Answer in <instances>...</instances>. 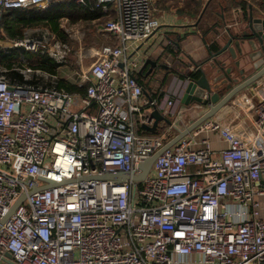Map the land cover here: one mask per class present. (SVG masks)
<instances>
[{"label":"built area","instance_id":"obj_1","mask_svg":"<svg viewBox=\"0 0 264 264\" xmlns=\"http://www.w3.org/2000/svg\"><path fill=\"white\" fill-rule=\"evenodd\" d=\"M59 1L0 0V16ZM76 2L112 9L102 28L118 38L86 45L84 92L58 88L46 69L0 61V264H10L5 251L17 264H264V73L224 116L159 153L143 179L103 177L140 172L167 138V127L145 133L141 124L151 125L158 107L171 126L182 91L146 98L136 76L143 55L134 52L157 27L152 0ZM18 50L59 65L72 52L46 25L5 37L0 24V52ZM209 132L224 143L216 155ZM48 181L55 184L29 192Z\"/></svg>","mask_w":264,"mask_h":264},{"label":"crops","instance_id":"obj_2","mask_svg":"<svg viewBox=\"0 0 264 264\" xmlns=\"http://www.w3.org/2000/svg\"><path fill=\"white\" fill-rule=\"evenodd\" d=\"M206 1L152 0L153 15L157 27L146 38L147 40L145 39L146 41L144 40L137 48L140 53L143 52V63L145 58L156 61L155 66L150 72H148V69L151 64L146 63L143 66L142 63L136 74L138 81L143 87L144 97L164 98L165 95L168 96V92L171 89H178L180 91V79H185L184 75L186 72L196 69L199 65L203 67L209 76L212 71L211 64H213L210 51L216 52L230 37L231 41L229 45L234 46V40L237 39L234 35L240 34V32L236 30L237 27L232 29L233 31L229 30L228 27L236 26L243 20L241 19V12L243 13V11L239 6H233L225 10L221 25L215 26L205 34H202L201 28L196 23ZM258 10L260 14H256V16H264V8H259ZM112 12L113 10L109 9L103 21L111 16ZM99 20H102V17L94 19L92 22L96 24V30L98 32H105L104 34L107 37L106 33L108 32L102 28L103 21L99 22ZM229 31H231V34H229ZM112 43L116 42L113 40ZM88 45L92 47L99 46L90 43ZM84 47V45L79 44L77 47L75 46L67 63L57 67L56 74L59 80L63 79L65 82L71 84L78 83L80 68H87L91 63L86 51L83 52ZM242 47L244 52L243 57L242 54H238V57L242 58L240 67L246 66V73H252L255 68L254 66L262 63L259 62L262 57L258 56V51H260L259 44L255 39L254 45L249 46L245 43ZM217 57L222 61H226L227 65H233L234 59L231 58L227 50L222 51ZM25 61L27 60L24 58ZM234 72L237 76L238 68H234ZM142 108L148 110L149 106H142ZM226 111H230V105L228 104L217 112L214 117L224 116ZM200 112L199 106L193 101L189 104L179 102L175 105L174 123L177 126L183 127L194 120ZM169 119L172 121L170 117ZM159 123L164 124L165 128L167 127L165 133L167 138L165 140H168L176 133L172 126L174 123L171 126L164 123V121H159ZM140 131L151 133L143 127L140 128ZM207 135L210 138L213 149H215L214 154L216 155L218 149L224 144L223 140L214 132H209ZM259 201L261 206L260 213L264 217V196H261ZM174 257L177 259H188L191 257V254H174Z\"/></svg>","mask_w":264,"mask_h":264},{"label":"water","instance_id":"obj_3","mask_svg":"<svg viewBox=\"0 0 264 264\" xmlns=\"http://www.w3.org/2000/svg\"><path fill=\"white\" fill-rule=\"evenodd\" d=\"M228 30V29H227ZM231 31H229V34ZM249 33V34H248ZM234 46L229 45L231 37L217 50L216 52L210 51L213 64H211V74L208 76L201 65L197 68L199 69V77L191 76V70L187 71L185 79L181 80V97L180 103L189 104L190 102H195L199 106L201 112L197 117L192 120L189 124L184 127L173 125L176 133L165 141V143L155 150L151 155L144 158L140 163V172L132 173L131 175L125 171L107 172L103 174V177L118 176L119 178L132 177L133 179H143L147 172L149 171L155 157L161 153L164 149L178 141L182 136L193 130L205 119L215 115L219 112L231 98L238 92L248 87L254 81H256L264 73V16H254L249 12L248 23L245 25V29L240 32V34L234 35ZM255 39L257 40L260 51H258V56L260 55L263 62L258 66H254L255 69L252 73H246V66L240 67V61L242 58L238 57V54H242L243 57V47L245 43L249 46L254 45ZM227 50L233 60V65H227L226 61L220 60L217 55L222 51ZM252 58V57H251ZM146 63H150L151 66L148 72L152 70L155 66L156 61L150 58H145L143 66ZM234 68H238V74L236 76ZM150 117L153 118L151 125L146 123L141 124V126L151 133L157 132L159 127H163L164 124H160L159 121H164V123L170 125L171 120L163 114L160 108L153 107L149 112ZM130 175V176H129ZM42 178V177H41ZM44 179V178H42ZM55 184V181H48L45 184L33 187L29 192L33 190L48 187ZM25 193L21 194L19 198L13 203L10 210L3 216L1 222L11 213L17 204L25 197ZM10 252L5 251L4 259L10 264H17L11 257Z\"/></svg>","mask_w":264,"mask_h":264},{"label":"trees","instance_id":"obj_4","mask_svg":"<svg viewBox=\"0 0 264 264\" xmlns=\"http://www.w3.org/2000/svg\"><path fill=\"white\" fill-rule=\"evenodd\" d=\"M233 6H239L243 14L251 10V13L255 15L254 8L263 9L264 0H256L255 2L252 0H207L199 13L196 23L201 28L202 34H205L215 26H220L224 19V11ZM105 16L107 15L101 12L98 7L90 9L88 6L76 2V0H62L51 3L43 9L36 7L7 8L1 13L0 24L5 36L17 35L18 29L21 30L28 26L46 25L52 31L56 32L60 38L67 41L68 33L65 32L61 25L63 20L71 23L78 19L94 20L101 17L103 19ZM7 54L1 51L0 61L9 65L8 59H5ZM33 62H35L33 63L34 67L46 69L51 73H56L57 67L59 66V64L53 63L40 55H37ZM199 75L198 68L191 70V76L199 77ZM88 84L89 82H84L82 85L71 84L60 79L57 87H64L69 91L84 92Z\"/></svg>","mask_w":264,"mask_h":264},{"label":"rangeland","instance_id":"obj_5","mask_svg":"<svg viewBox=\"0 0 264 264\" xmlns=\"http://www.w3.org/2000/svg\"><path fill=\"white\" fill-rule=\"evenodd\" d=\"M252 1L255 2L256 0H252ZM254 9H255V11H254L255 15L254 16H256V14H260L259 10L256 7ZM241 14H242L241 15V19H243V20L240 23H238L236 26L228 27L229 30L233 31L232 29L237 27L236 30L241 32V31H243V29H245V24L248 23L249 12H247L246 14H243L241 12ZM103 19L100 20L99 22L103 21ZM61 25L63 26L65 32L68 33L67 41H69L68 43L71 46L72 52L74 50V47L75 46L77 47L78 44L85 46L84 50H83V52H84V51H86V48H87L86 45H88L89 43L90 44H97L99 46L101 44H105V43L115 44V43H112L113 40H114V42L118 43V38L113 33H110L108 31H106V32H108V33H106V35H107V37H106L105 34H104L105 32H98L96 30V24L93 23L92 20L78 19V20H76L74 22H71V23L68 22V21H64L63 20ZM22 33H23V29H21V30L18 29V34H22ZM5 37H9V36H5ZM136 54H138L137 58H139V57H142L143 52L140 53L138 51V49H137L134 52V55H136ZM21 55L27 61L21 62L20 61V56ZM36 57H37V55L35 53L29 52V51H24L23 53L20 52V51H18V53H15L14 51H11V52H9L7 54V57H5V59L14 60L17 63H19L20 65L33 66V63H35L33 61L36 59ZM31 60H33V61H31ZM262 60L263 59H260L259 62H263ZM88 62H89V60H88ZM227 104L230 105L231 104V100H229ZM78 107L79 106H75V109H78ZM173 129H174V127H173Z\"/></svg>","mask_w":264,"mask_h":264},{"label":"flooded vegetation","instance_id":"obj_6","mask_svg":"<svg viewBox=\"0 0 264 264\" xmlns=\"http://www.w3.org/2000/svg\"><path fill=\"white\" fill-rule=\"evenodd\" d=\"M249 34V33H248ZM241 63V62H240Z\"/></svg>","mask_w":264,"mask_h":264}]
</instances>
